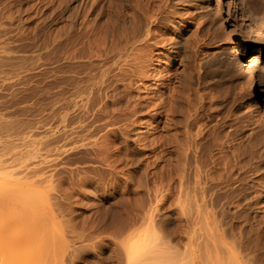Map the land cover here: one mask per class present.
<instances>
[{
	"label": "rangeland",
	"instance_id": "rangeland-1",
	"mask_svg": "<svg viewBox=\"0 0 264 264\" xmlns=\"http://www.w3.org/2000/svg\"><path fill=\"white\" fill-rule=\"evenodd\" d=\"M137 1L0 0V182L28 179L48 192L53 211L18 229L29 264H143L150 250L153 264H264V86L243 78L237 63L250 58L264 75V0H172L182 42H196L183 48L195 61L187 69L184 52L160 47L149 80L123 63L107 78L111 44L132 24ZM138 2L156 10L164 0ZM232 38L240 40L234 50ZM184 72L191 83L182 95L197 104L191 134L203 150L202 206L186 202L197 192L183 140L186 99L174 122L155 115L158 94L170 96ZM32 153L46 162L25 171ZM139 239L147 251L132 259L125 247Z\"/></svg>",
	"mask_w": 264,
	"mask_h": 264
},
{
	"label": "bare ground",
	"instance_id": "bare-ground-1",
	"mask_svg": "<svg viewBox=\"0 0 264 264\" xmlns=\"http://www.w3.org/2000/svg\"><path fill=\"white\" fill-rule=\"evenodd\" d=\"M138 1L136 2V4H138V5L136 6V4H135V6H136V7H134L135 10H133V12L131 14L133 16V19L131 17V19L133 20L132 24H130V26H127V25H124L121 23L124 26L120 25L121 29L119 27V32H118V37H117L118 44H116L117 46L115 48H113V47L115 46L116 42L114 43V46H113V44H111L113 51L111 54V58H112L110 60L111 62H110V64L107 65V78L110 76V74L114 70H117V69L121 70L122 69V67H121L122 63L123 64H131L133 69L130 70V72L133 73L132 75L136 76L137 78H139L141 80L151 78L152 75H151V73H149V70H147L148 68L146 69V67L149 66L147 64H149L148 62H150V58L153 57L151 55L154 52V50H156L157 48H160V47H167L168 50L172 51V54L174 53L178 56V55H182V52H184L183 48L185 50L187 49V47L189 48L190 46H191V48H195L194 44L192 43V42H194V40H191L192 41L191 42L189 39L187 40V38H185L186 41L182 42L184 40V38H182L183 37L182 35H184V34H182V31L184 29L180 33V31H178L179 28L177 26L179 25V23H181V21H183V19H182L181 14L176 15L175 12L170 11L171 9L169 10V7L172 3V0H164V3H162L163 5H159L156 10H151L152 8L150 10L145 9L142 7V4L141 5L139 4L140 2H138ZM131 11H132V9H131ZM221 19L224 20V18H221ZM162 28H164L165 31L162 30ZM232 29H233V27H232ZM171 30L179 32V35L176 33L178 40H177V38H173V37L169 36V33H171L170 32ZM197 30H198V28H197ZM234 30H236V29L234 28ZM230 31H231V28H230ZM231 32H230V34L229 33L228 34L231 35ZM195 36L197 37V35H195ZM109 37H111V36H109ZM110 39L111 38H109V40ZM110 41H114V39L113 40L111 39ZM189 42L191 44H189ZM231 42H232L231 48L233 50L237 47L238 43L240 44V40L238 38H232ZM186 43H188V44L186 45ZM194 43H196V42H194ZM196 47H198V46H196ZM192 50H194V49H192ZM230 52H232V50H230ZM185 53L186 52H184V54ZM187 53L188 54L184 55L182 62L184 65L187 66V69H188V66L191 64L188 61L190 59L194 60L191 57V55L194 53H192V54H189V52H187ZM232 55H234V53ZM248 56H249V54H248ZM232 58H235V57L232 56ZM236 59L237 58H235L234 61ZM196 63H197V61H196ZM237 63H239L241 65L240 66L241 67L240 73H242L243 78H245L247 81H249L251 83H254V84L256 83V86H257V83L261 87L264 86V75H263V77H261L259 75L260 78L257 77L258 76L257 75L258 74V71H257L258 68L256 67L255 63L250 58H247L246 62H244L243 60L240 59L239 62H237ZM198 64H199V61H198ZM192 65L190 67L192 69H195V72H196L198 65L195 63H193ZM187 69L185 71H187ZM184 73H185V75H183V76H185L186 79L185 78L183 79V77H182V79L180 78L181 80H179V83H178L179 88L178 89L174 88L175 86L172 87L173 90H171L172 93L170 94V96L168 95L167 97H164L165 96L164 94H158V95H160V97H158V98H160V103L158 106H157V104L155 105V106H157V111H156L155 115L157 116V118L165 116L169 122H171V121L174 122L173 121L174 118H172V117H174L173 115L176 113V110L178 107H179L178 111L182 110L183 104H181V106L179 104L181 103L182 100L184 101V99H186L187 107L185 108V105L183 106V108L187 110V112H186V110L184 111V113L186 115H185V124H184L185 125V128H184L185 135H184L183 140H184V145H186L184 147H187L189 150H191L192 151L191 155L194 156L193 161H195V163L194 164L192 163V164L194 165L193 166V170H194V174H195V175L193 174L195 176L194 177L195 178L194 184H196L195 187L197 188L196 189L197 192H195L196 194H194L193 198H187V200H186L185 199L186 197L185 198L179 197V199H184V200H186V202L191 201L193 203H196L199 206H202V205L207 203L206 202L207 201L206 196H205L206 187H205V183L203 181V178H204L203 173L205 171L204 170L205 164H204V161H202L203 150L201 149L198 151L199 141L194 137V135L191 134V130L193 129L195 122H196L195 120H191V118L194 117V114L192 113L193 111H191V109L192 110L194 108L196 109L197 104H194V102H195L193 99L194 97L188 96L187 94L185 95L186 92L184 93V96L182 95L183 91H185V89L183 90V88H185V85H186L185 83L189 82V80H190V77L188 75H186L187 72H184ZM240 73H239V75H241ZM153 75H155V74L153 73ZM167 79L168 78H163L161 76L158 78V81L161 82V85H163V83H166V81H169L174 85L175 82H173V79L171 77L168 80ZM177 79H178V76H177ZM169 82H168V84H169ZM156 83H158V82H156ZM190 83H191V80H190ZM190 83H189V85H190ZM158 85H159V83H158ZM186 90H187V88H186ZM190 90H188V91L190 92ZM183 97H184V99H182ZM197 99H195V100H197ZM183 103L185 104V101ZM180 107H181V109H180ZM165 117H163V118H165ZM192 119H194V118H192ZM154 120H156V118ZM169 124L172 125L171 123H169ZM170 125L168 127H170ZM260 133H261L260 139L264 140L263 131ZM171 135H173V134H171ZM169 137L171 138V136H169ZM173 137H175V136H172V139H174ZM169 141H172V140L169 139ZM173 142H175V141H173ZM168 143H170V142H168ZM161 144H162V141H161L160 145ZM165 145H167V144H165ZM182 147H183V145H182ZM181 151H183V150H181ZM187 152H189V151H187ZM184 153H186V152H184ZM184 156H188V155L185 154ZM35 157H36V155H33V153L28 155L27 159H32L30 161H33V162H31L30 164L28 163L27 165L23 164L25 171L26 170L27 171L28 170H39L40 168L41 169L43 168L42 166L46 161L45 160H40V161L34 160ZM159 157L164 158L162 153L160 154ZM23 165H20V167L21 166L23 167ZM179 167H181V166L179 165ZM179 167L178 166L173 167L172 169H174L177 172L180 169ZM184 169H186V168H184ZM19 173L22 174V169H21V172H19ZM177 173H180V171ZM38 177H37L38 178L37 180H39V182L47 181L46 179L48 178L45 173H42V174L40 173L38 175ZM50 200L51 199H50L48 192L33 186L29 182V180L24 178V177L23 178L22 177H14L9 182H7V181L6 182L5 181L0 182V264H29L30 260L28 261V259L26 257L28 251H27V248L25 249V247H27L26 246L27 236L23 231L18 232V229L24 228V225H26L27 220L29 219V216L32 214L40 213L44 217H49L50 212L53 213ZM184 200H181V201H184ZM6 231H10V232L9 233L7 232V234H4ZM57 234L60 235V233L58 231H57ZM148 245H149V242L146 239H139V240H135L133 243L126 246L125 248L127 250L128 256L133 259V258L139 257L140 255L143 257L147 251ZM20 249H22V256H14V253ZM158 250L157 251L155 250V251L157 253H160ZM151 251L152 250H150V253H154ZM153 251H154V249H153ZM150 253L147 252L145 255L146 257L145 256L143 257L144 259H142L141 256L139 257L140 260L142 259L143 262L145 261L143 264H153L156 261V260L152 259V256H148ZM157 253H156V255H157ZM30 256L32 258V255H30ZM139 259L137 258V260H139ZM154 259H156V257ZM152 260H153V262H152ZM227 262H231L233 264H238L239 260L237 258H234V259H231L228 261H224L218 257H216V258L209 257V263L210 264H226Z\"/></svg>",
	"mask_w": 264,
	"mask_h": 264
}]
</instances>
